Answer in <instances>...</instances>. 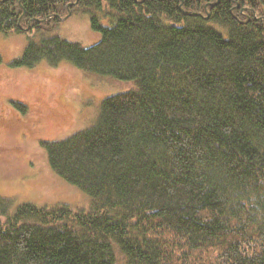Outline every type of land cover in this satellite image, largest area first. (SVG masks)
I'll return each mask as SVG.
<instances>
[{"label":"trees","instance_id":"16d2710c","mask_svg":"<svg viewBox=\"0 0 264 264\" xmlns=\"http://www.w3.org/2000/svg\"><path fill=\"white\" fill-rule=\"evenodd\" d=\"M74 12L94 44L51 33ZM0 32L11 66L136 84L41 142L87 208L0 196V264H264V0H0Z\"/></svg>","mask_w":264,"mask_h":264},{"label":"rangeland","instance_id":"374dc122","mask_svg":"<svg viewBox=\"0 0 264 264\" xmlns=\"http://www.w3.org/2000/svg\"><path fill=\"white\" fill-rule=\"evenodd\" d=\"M51 33L83 47L100 38L90 29L87 14L80 12L62 18ZM27 42L25 33L0 32V196L12 209L27 203L85 209L87 194L51 170L41 142L89 127L101 100L136 84L81 71L68 61L55 66L44 61L33 67L11 66ZM12 101L25 104L26 111Z\"/></svg>","mask_w":264,"mask_h":264},{"label":"water","instance_id":"95a60500","mask_svg":"<svg viewBox=\"0 0 264 264\" xmlns=\"http://www.w3.org/2000/svg\"><path fill=\"white\" fill-rule=\"evenodd\" d=\"M75 3H76V1L73 2V3H70L69 5H72V4H75ZM204 17H205V18H208V14L204 15ZM65 18H66V17H65Z\"/></svg>","mask_w":264,"mask_h":264},{"label":"flooded vegetation","instance_id":"af4514ba","mask_svg":"<svg viewBox=\"0 0 264 264\" xmlns=\"http://www.w3.org/2000/svg\"><path fill=\"white\" fill-rule=\"evenodd\" d=\"M238 6V5H237ZM244 9H247L246 7H243ZM207 14H208V12H207ZM209 15V14H208Z\"/></svg>","mask_w":264,"mask_h":264}]
</instances>
